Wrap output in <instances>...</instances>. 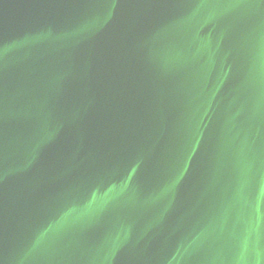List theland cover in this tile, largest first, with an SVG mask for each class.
Returning a JSON list of instances; mask_svg holds the SVG:
<instances>
[{
    "label": "water",
    "instance_id": "water-1",
    "mask_svg": "<svg viewBox=\"0 0 264 264\" xmlns=\"http://www.w3.org/2000/svg\"><path fill=\"white\" fill-rule=\"evenodd\" d=\"M0 264H264V0H0Z\"/></svg>",
    "mask_w": 264,
    "mask_h": 264
}]
</instances>
